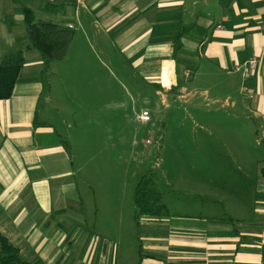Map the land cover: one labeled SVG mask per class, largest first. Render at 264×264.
I'll list each match as a JSON object with an SVG mask.
<instances>
[{
	"label": "crops",
	"instance_id": "1",
	"mask_svg": "<svg viewBox=\"0 0 264 264\" xmlns=\"http://www.w3.org/2000/svg\"><path fill=\"white\" fill-rule=\"evenodd\" d=\"M45 1L50 17L41 20L73 30L67 52L78 35L89 52L110 47L156 94L173 87L178 100L193 98L196 107L194 99L206 97L254 121L255 147L264 152V0H72L64 8V0ZM54 6L61 9L50 11ZM13 16L0 1V40L6 44L24 40L8 23ZM25 47L13 93L0 100V233L23 258L32 264H264V167L245 203L229 191L227 218L210 209L193 217L174 212L171 221L144 216L138 247L114 237L113 197L105 204L100 185L90 207L74 181L82 163L72 162L60 138L40 141L52 132L47 109L39 106L50 102L45 82L57 62L45 77L39 54ZM74 210L82 218L94 214L96 236L85 219L70 215Z\"/></svg>",
	"mask_w": 264,
	"mask_h": 264
},
{
	"label": "rangeland",
	"instance_id": "2",
	"mask_svg": "<svg viewBox=\"0 0 264 264\" xmlns=\"http://www.w3.org/2000/svg\"><path fill=\"white\" fill-rule=\"evenodd\" d=\"M0 1L14 11L7 22L15 24L24 38L17 44L0 40V54L23 51L28 42L22 9H31L35 19H48L43 11L47 1ZM65 57L49 73L50 84L45 82L44 94L51 88L50 102L40 104L39 110L47 109L52 132L40 141L53 144L60 138L68 143L72 162L82 163L74 181L90 207L94 208L100 185L105 204L113 197L114 227L119 226L114 237L120 242L138 247L134 189L142 177L153 180L170 214L193 217L210 209L217 218H227L228 195L236 193L245 203L264 167L263 147H255L254 121L206 97H196L200 102L196 107L193 98L178 100L180 94L173 87L156 94L123 54L110 47L89 52L79 35ZM144 113L147 121L141 119ZM243 177L248 179L245 184ZM201 193L204 197H199ZM76 211L69 214L85 219L88 233L96 236L94 214L82 218ZM103 225L108 226L106 217Z\"/></svg>",
	"mask_w": 264,
	"mask_h": 264
},
{
	"label": "trees",
	"instance_id": "3",
	"mask_svg": "<svg viewBox=\"0 0 264 264\" xmlns=\"http://www.w3.org/2000/svg\"><path fill=\"white\" fill-rule=\"evenodd\" d=\"M66 1V2H65ZM72 0H64L61 8L71 5ZM47 7V6H46ZM59 6L52 7L50 11H57ZM25 33L28 48L39 54L42 69L41 74H46L50 63L62 61L70 42L73 38V30L57 25L51 21L35 19L31 9H22ZM25 64L22 51H10L0 60V100H7L13 93L16 80ZM65 150L69 146L63 140H59ZM135 221L139 225L144 216L152 218H166L171 216L166 206L161 202L160 194L154 189L153 180L142 177L134 189ZM0 264H32L20 253V250L0 233Z\"/></svg>",
	"mask_w": 264,
	"mask_h": 264
},
{
	"label": "built area",
	"instance_id": "4",
	"mask_svg": "<svg viewBox=\"0 0 264 264\" xmlns=\"http://www.w3.org/2000/svg\"><path fill=\"white\" fill-rule=\"evenodd\" d=\"M254 64H255V60H251L247 65L250 67V68H253L254 67ZM237 71L240 70V67H236L235 68ZM244 76H246V73H243ZM141 119L143 121H147L148 120V116L146 113H144L142 116H141Z\"/></svg>",
	"mask_w": 264,
	"mask_h": 264
}]
</instances>
